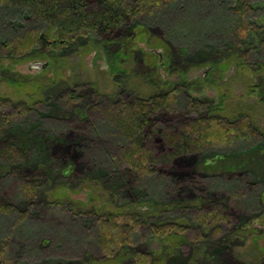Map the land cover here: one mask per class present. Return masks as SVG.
I'll return each instance as SVG.
<instances>
[{
  "label": "rangeland",
  "instance_id": "1",
  "mask_svg": "<svg viewBox=\"0 0 264 264\" xmlns=\"http://www.w3.org/2000/svg\"><path fill=\"white\" fill-rule=\"evenodd\" d=\"M252 6L249 32L239 44L228 34L227 5L222 0H194L168 6L158 18L136 19L121 34L108 38L110 44L95 36L83 37L54 57L37 50L11 57L0 49V96L27 102L23 89L8 82L11 79L26 84V92L40 101L5 128L0 138L13 139L26 149L27 167L41 172L43 182L34 200H20L1 178L0 164V201L26 212L10 241L13 264H101L106 255L100 252L97 233L111 228L98 222L119 212L142 217L131 249L160 259L159 243L149 225L160 221L189 225L191 212L186 206L211 197L229 207L231 224L221 235L199 240L196 253L190 254L188 247L173 251L165 264H264V141L214 146L172 169L162 168L154 177L132 180L111 160L116 150L110 134L114 129L106 128L93 112L109 97L133 93L147 97L182 81L178 111L191 112L188 98L210 105L222 100L220 114L246 112L264 132V97L256 95L264 94V0H254ZM29 18L2 5L0 45L35 28ZM117 44L127 54L126 82L121 83L115 82L108 64V54ZM31 82L38 86L35 90L28 88ZM73 89L78 100L68 107L61 95ZM164 172L195 173L211 192L206 196L210 199L198 191L170 196L161 177ZM241 178L248 189L236 183ZM244 188L245 197H236ZM56 201L62 204L52 210L50 204ZM13 225L12 218L0 216V243ZM219 249L225 251L223 262Z\"/></svg>",
  "mask_w": 264,
  "mask_h": 264
},
{
  "label": "trees",
  "instance_id": "2",
  "mask_svg": "<svg viewBox=\"0 0 264 264\" xmlns=\"http://www.w3.org/2000/svg\"><path fill=\"white\" fill-rule=\"evenodd\" d=\"M189 1L194 0H0V7L6 5V9L10 7L17 13H24L35 25V28L26 29L2 43L0 49L11 57L33 50L54 57L57 52L69 48L83 37L95 36L105 44H110L108 38L121 34L136 19L158 18L168 6L185 5ZM253 1L222 0L227 5V31L236 44L249 32ZM191 16L193 20L196 19L193 13ZM126 58L127 54L118 44L108 54L109 69L116 83L126 82L124 78L127 70L123 66ZM8 82L23 89L27 102H13L10 98L0 96V138L5 128L28 115L32 107L40 102L30 92H26V84L15 83L11 79ZM37 87L34 82L28 85L33 90ZM183 88L182 81H179L164 92H156L147 97L136 93L132 96L119 95L117 99L109 97L106 103L94 108L93 112L99 121L106 128L109 126L114 129L110 134L116 140V150L111 160L132 180L144 176L154 177L157 172H163L162 168L172 169L178 162L194 158L201 151L214 146L264 141V132H259L246 112L234 109L231 117L220 114L222 100L216 105H210L209 101L188 98L187 110L191 112L178 111L179 95ZM256 95L264 97L260 91ZM61 100L68 107L73 106L78 100L76 89L64 92ZM216 130L220 133L216 134ZM80 152L82 155L85 153L84 150ZM0 164L3 166L1 178H5L16 197L23 201H32L37 197L43 185L42 174L27 167L26 149L13 139H0ZM163 174L161 177L167 182L170 196L180 197L198 191L200 196L206 197L211 193L195 173L186 176L174 172ZM239 181L248 189L245 179L241 178L236 183ZM242 191L236 192V197H245V188ZM61 204L56 201L50 206L52 210H58ZM186 207L191 212L189 225L172 221L149 225L150 233L159 243L160 259L151 255V252L131 249L142 226L140 214L111 213L108 218L101 219L98 225H107L111 230L97 233L100 252L106 255V259L99 263L165 264L166 258L180 248L188 247L190 254L196 253L199 240L221 235L223 227L230 225L233 219L229 207L214 197L204 203L198 202ZM0 216L14 221V225L8 227L4 235L8 237L0 243V264H13L10 241L16 225L25 218L26 212L20 213L15 206L0 201ZM123 250L128 253L120 257L119 253ZM217 252L219 261L223 262L224 249ZM126 260L127 263H124Z\"/></svg>",
  "mask_w": 264,
  "mask_h": 264
}]
</instances>
